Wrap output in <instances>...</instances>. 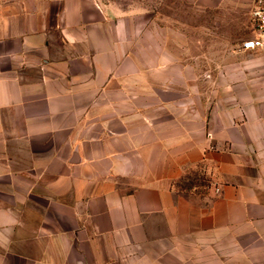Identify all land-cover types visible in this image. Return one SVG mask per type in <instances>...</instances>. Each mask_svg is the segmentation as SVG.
Masks as SVG:
<instances>
[{
	"label": "crops",
	"instance_id": "obj_1",
	"mask_svg": "<svg viewBox=\"0 0 264 264\" xmlns=\"http://www.w3.org/2000/svg\"><path fill=\"white\" fill-rule=\"evenodd\" d=\"M188 47L114 2L0 0V264L264 248V82L217 63L206 100Z\"/></svg>",
	"mask_w": 264,
	"mask_h": 264
},
{
	"label": "rangeland",
	"instance_id": "obj_2",
	"mask_svg": "<svg viewBox=\"0 0 264 264\" xmlns=\"http://www.w3.org/2000/svg\"><path fill=\"white\" fill-rule=\"evenodd\" d=\"M114 2L126 10H140L146 20L152 18L156 26L166 32H186L190 50V60L196 56L202 59L205 66L203 93L207 98L215 96L220 90L213 87L214 65L232 66V81H240L243 74L242 66L248 67L247 77L255 82H264V51L255 50L246 55L242 43L253 36L251 13L254 0H101ZM159 30V28H158ZM164 32V31H163ZM174 34V33H173ZM246 61V63H245ZM196 63V62H195ZM216 67V66H215ZM227 70V69H226ZM226 73L220 74L221 84L226 80ZM246 79V78H245ZM224 89H221L223 92ZM254 92H264V87ZM215 94V95H214ZM212 100V99H211ZM264 264V248L245 250L239 246L235 249L220 250L219 259L222 263L228 258L237 257L236 264H243L244 257ZM207 257L208 254L206 253Z\"/></svg>",
	"mask_w": 264,
	"mask_h": 264
},
{
	"label": "built area",
	"instance_id": "obj_3",
	"mask_svg": "<svg viewBox=\"0 0 264 264\" xmlns=\"http://www.w3.org/2000/svg\"><path fill=\"white\" fill-rule=\"evenodd\" d=\"M253 36L242 43L245 51H264V0H254L251 13Z\"/></svg>",
	"mask_w": 264,
	"mask_h": 264
}]
</instances>
